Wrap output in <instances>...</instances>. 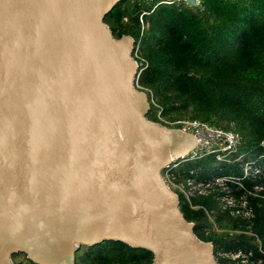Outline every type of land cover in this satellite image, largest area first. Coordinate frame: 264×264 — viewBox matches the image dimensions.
I'll return each instance as SVG.
<instances>
[{"label": "water", "instance_id": "water-1", "mask_svg": "<svg viewBox=\"0 0 264 264\" xmlns=\"http://www.w3.org/2000/svg\"><path fill=\"white\" fill-rule=\"evenodd\" d=\"M119 1L0 0V264H75L107 240L218 264L161 176L195 138L148 119L135 41L104 22Z\"/></svg>", "mask_w": 264, "mask_h": 264}, {"label": "trees", "instance_id": "trees-1", "mask_svg": "<svg viewBox=\"0 0 264 264\" xmlns=\"http://www.w3.org/2000/svg\"><path fill=\"white\" fill-rule=\"evenodd\" d=\"M199 1L192 7L120 0L104 22L115 38L134 39L145 63L138 84L159 106L162 119L198 120L240 137L230 153L233 161L206 156L188 161L176 173L178 179L192 169L201 180L232 177L226 182L230 193L247 196L252 221L222 209L217 189L190 200L178 195L179 209L193 223L195 236L212 243L218 264H234L219 253L238 250L251 252V258L264 264L258 249V241L264 247V0ZM152 109L147 117L157 121ZM243 165L258 169V174L244 178ZM256 185L263 189L257 196L248 195ZM152 259L150 251L114 240L82 246L75 253V264H151ZM14 260L35 264L25 254L14 255Z\"/></svg>", "mask_w": 264, "mask_h": 264}, {"label": "built area", "instance_id": "built-area-1", "mask_svg": "<svg viewBox=\"0 0 264 264\" xmlns=\"http://www.w3.org/2000/svg\"><path fill=\"white\" fill-rule=\"evenodd\" d=\"M142 1L147 4H153L154 6H157L158 4L188 5L187 0ZM196 2L199 5L200 1L196 0ZM140 21L142 22V15L140 17ZM133 57L138 64L135 85L138 89L146 93L147 91L143 90L138 84V77L143 70L145 63L139 57L137 46H135L133 51ZM149 99L150 102L155 105L151 95H149ZM156 109L160 115V108L158 105H156ZM160 121V123L167 128L180 129L193 135L195 138V145L186 157L171 161L161 172V176L165 184L177 195H181L186 198V200H190L196 195H206L210 191L217 189L219 193L217 199L222 209L228 210L230 215L234 217L238 216L248 222H251L254 215L252 208L249 206L247 196L245 194L240 196L232 195L229 190L230 188L226 184V182L231 180L232 177L216 176L210 179L201 180L197 179V175L195 174L197 169H192L188 171V176L178 179L179 175L176 173L177 169L184 166L188 161L198 160L206 156H212L219 160L226 159L224 157L235 151L240 144V137L232 131L223 130L198 120L183 119L170 121L166 119L164 120L160 117ZM242 168L244 178L255 177L258 174V169H253L250 165H243ZM233 182H235L239 187H242V184L237 179L233 180ZM262 189V186L256 185L251 191H248L247 194L257 196V193ZM212 226L213 229H217L214 223ZM249 227L250 226L248 224V228ZM258 249L262 254H264V247L259 241ZM219 255H224L225 257L231 259L234 264H262V260L260 258H251V252L247 253L242 250L229 253H219Z\"/></svg>", "mask_w": 264, "mask_h": 264}, {"label": "rangeland", "instance_id": "rangeland-1", "mask_svg": "<svg viewBox=\"0 0 264 264\" xmlns=\"http://www.w3.org/2000/svg\"><path fill=\"white\" fill-rule=\"evenodd\" d=\"M153 105V109L152 108H150V110L152 109L153 111H154V117L157 119V122H161L160 121V115H159V112L156 110V106L152 103V102H150V105ZM151 107V106H150ZM149 110V111H150ZM152 120V119H151ZM165 120V119H164ZM224 158H226L227 160H229V161H233L234 159V157H233V155L232 154H230V155H227V156H225ZM233 159V160H232ZM218 165V162H213L212 163V166H214V167H216ZM216 256V255H215ZM20 257H22V256H19L18 258H20ZM18 258H17V260H18ZM14 262H17V261H15L14 260Z\"/></svg>", "mask_w": 264, "mask_h": 264}, {"label": "flooded vegetation", "instance_id": "flooded-vegetation-1", "mask_svg": "<svg viewBox=\"0 0 264 264\" xmlns=\"http://www.w3.org/2000/svg\"><path fill=\"white\" fill-rule=\"evenodd\" d=\"M16 255V254H15ZM12 259L14 260V255L12 256Z\"/></svg>", "mask_w": 264, "mask_h": 264}]
</instances>
